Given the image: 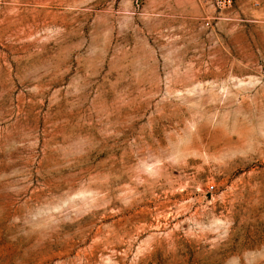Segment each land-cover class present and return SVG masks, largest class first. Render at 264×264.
<instances>
[{"label":"rangeland","instance_id":"374dc122","mask_svg":"<svg viewBox=\"0 0 264 264\" xmlns=\"http://www.w3.org/2000/svg\"><path fill=\"white\" fill-rule=\"evenodd\" d=\"M217 16L0 0V264H264V0Z\"/></svg>","mask_w":264,"mask_h":264},{"label":"built area","instance_id":"2783aa9c","mask_svg":"<svg viewBox=\"0 0 264 264\" xmlns=\"http://www.w3.org/2000/svg\"><path fill=\"white\" fill-rule=\"evenodd\" d=\"M236 0H213V6L218 12L217 17L208 18L205 22L206 26L208 28L213 27L214 23L220 19V16L231 9L233 5L235 4ZM214 186H211V189H213Z\"/></svg>","mask_w":264,"mask_h":264}]
</instances>
